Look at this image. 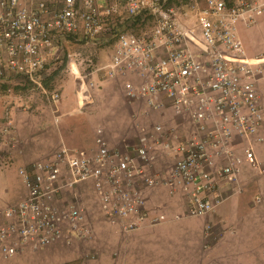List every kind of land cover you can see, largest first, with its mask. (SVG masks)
<instances>
[{"label":"built area","instance_id":"built-area-1","mask_svg":"<svg viewBox=\"0 0 264 264\" xmlns=\"http://www.w3.org/2000/svg\"><path fill=\"white\" fill-rule=\"evenodd\" d=\"M172 1L0 0V76L41 87L47 65L58 60V44L68 38L110 48L96 70L110 80L127 79L126 96L158 117L125 150H111L99 129L96 150L63 147L32 169L21 168L25 196L14 204L0 201V260L91 239L94 228L77 196L85 184L92 185L98 216L129 232L167 220L150 208L156 189L178 200L186 216L202 218L242 192L248 169H259L264 61L247 55L239 25H255L264 0H188L184 8ZM43 91L49 103L60 102V93ZM12 122L8 112L0 147L18 142ZM7 158L0 156V170ZM71 194L73 201H62Z\"/></svg>","mask_w":264,"mask_h":264},{"label":"rangeland","instance_id":"rangeland-1","mask_svg":"<svg viewBox=\"0 0 264 264\" xmlns=\"http://www.w3.org/2000/svg\"><path fill=\"white\" fill-rule=\"evenodd\" d=\"M187 2L188 0H174L171 5L184 8ZM150 26L142 27V30L138 31L139 34L146 32ZM69 39L63 46L58 44V60L51 63L54 65L50 69L49 67L46 68L47 72L41 75V87L29 83L32 84L30 88L34 89L39 97L42 111L47 110L49 112L44 113V117L48 119L44 127L41 128L45 129L44 136L41 139L32 137V132L29 131L32 127L30 125L31 119L33 115H38L31 114L32 112L29 111L20 122L27 135L24 133V138L20 137V142L17 138L18 142L15 147L6 144L0 147V156L9 157L11 154H7V152L11 150L16 155H21L15 161L17 177L10 178L8 181L0 180V199L8 191L7 186L11 185L13 188L22 186L24 189L19 175L21 168L32 169L36 163L51 157L63 147L87 151L96 150V136L99 129L103 131L104 139L109 148L118 151L125 150L126 144L132 145L136 142L139 128L157 122V115L152 111L146 112L144 103L131 101L126 96L125 84L127 79L110 80L96 70L98 66L107 63L111 55L110 48H95ZM246 44L250 50H264V28L260 32L258 30L253 37L249 35ZM68 53H71L76 60V70L71 66ZM89 59H92L93 65L88 63ZM262 67V77H264V64ZM84 83L91 86V88L89 87L90 91L82 94V96L86 95L87 97L86 103L80 94V87ZM43 90L48 93L65 92L67 94L66 109L68 114L64 120L60 121L61 117L59 118L55 111H53L55 112L54 115L51 113L52 109L49 104H46V96ZM59 104L60 102L57 103V105ZM28 105H30V101H28ZM38 118L42 119L43 113ZM171 123L177 125L178 121H171ZM14 130L16 131L15 128ZM179 132L182 133L181 130ZM260 146L263 148L258 151V157L264 159V143ZM247 174H249V182L247 186L243 184L241 193L224 200L223 204L219 205L220 207L213 214L202 218L186 216L183 206L180 203L177 204L178 201L169 200L170 198H167V202L160 206L152 191L150 208L153 211L167 208L168 216L165 223L173 224L175 221L185 224L182 225L183 228L170 226L168 229V233L171 234L169 236L177 238V241L168 244V246L169 248L176 246L178 253L174 254L170 251L166 259L162 257L154 259L150 256V252L143 248V251H137L136 254H133L135 258L132 261L138 264H199V262L200 264H264V249L262 247V250H255L254 252H246V247H243L245 242L254 238V244L255 240L258 242L260 238L259 244H263L264 247V192L259 189L261 186L264 188V185L258 184L264 179V170L249 169L245 172V175ZM77 196L87 209L88 221L94 228V236L88 240H73L69 244L66 242H59L64 243L61 245L54 244L40 253L43 255V258L40 259L49 262L50 258L55 257L56 260L51 264H114L113 258H117V250L113 255L112 237L117 239V236H112V234L122 236L137 233L146 225L139 230L125 232L107 224L98 216L101 215L99 209H95L98 204L93 198L94 193L91 184L83 185ZM73 197L72 194L64 195L62 201H73ZM259 198L260 200H257ZM178 214L184 217L175 220L174 217ZM245 220L253 221L244 222ZM247 223L250 226L259 224L258 229L261 233H254L255 236L248 234ZM194 227H198L202 231L197 242L196 230L193 231ZM240 231L241 234H239ZM188 238H191L189 242ZM130 240L132 241L133 238ZM115 244L121 245V243ZM128 245H136V241L129 242ZM258 253L261 255L258 256ZM197 254L199 258H196ZM21 255L27 256L30 260L37 258L34 253ZM143 255L144 257H142ZM4 262L9 264L12 261L11 259L0 260V264Z\"/></svg>","mask_w":264,"mask_h":264},{"label":"crops","instance_id":"crops-1","mask_svg":"<svg viewBox=\"0 0 264 264\" xmlns=\"http://www.w3.org/2000/svg\"><path fill=\"white\" fill-rule=\"evenodd\" d=\"M264 28V15L261 16L257 23L252 27L251 26H246L244 24H240L239 25V35L242 39V42L244 44L246 53L249 57L251 58H259V59H264V50H250V47L247 46L246 41H248L249 39V35H252V37L257 34V31L259 30V32ZM253 32V30H255ZM54 64H48L46 68L49 67V69L51 68V66H53ZM47 69L43 72L46 73ZM30 81H28L25 78H22L18 75H14V74H10V73H5L3 76H0V125L2 123H4V117L5 114H7V111L11 113V119L14 123V128L16 129V137L19 139V142L21 140L20 137L24 138V133L25 131L22 129L21 127V120L23 118V116H25L26 114H28V112H32L31 114H37L38 116L43 113V118L40 119L38 118V116H32V122L30 125H32V127H30L32 132V137L33 138H39L41 139L42 136H44V131L45 129H41L44 127V125L46 124V121L48 120L45 116V112L49 113L47 110L42 111L41 109V104L39 103V97L38 95L35 93L34 89L30 88V86L32 84ZM260 93L262 95V98L264 100V77L261 78L260 80ZM62 100L60 101V104L57 106H54L52 103H49V101L47 100L46 97V104H49V107L52 109L51 113L54 115V113L56 112V114L59 115L60 121L64 120L66 118V115L68 114V111L66 109V103H67V94L64 93H60ZM46 96V95H45ZM64 99V101H63ZM28 101H30V105H28ZM27 107H26V106ZM44 105V104H42ZM24 106V108H23ZM53 107V108H52ZM49 109V108H48ZM7 110V111H6ZM55 111V112H53ZM6 112V113H5ZM55 114V115H56ZM61 115V116H60ZM42 124V127H41ZM183 131V130H182ZM27 133V132H26ZM25 133V135H27ZM263 148L262 146H258L256 149V155H257V159L260 163L259 169L260 171L264 170V159H260L258 157V151H260V149ZM11 154L8 158H7V162L8 165L6 167H4V169L0 170V180L2 181H8L10 178L13 177H17V165H15V161L17 160V158H20L21 155H16L15 153H13V151H8L7 154ZM13 160V162H12ZM262 164V165H261ZM13 166V167H11ZM263 167V168H262ZM257 169V170H259ZM249 170V169H248ZM247 170V171H248ZM249 174L244 175L243 180H244V184L247 186L248 182H249V178H248ZM264 180V179H263ZM259 181L258 184H262L264 185V181ZM8 191L5 193V195H2V198L0 199V201L2 203H7V204H14L19 202L24 196H25V190L23 189V187L19 186V188H13L11 185L7 186ZM259 189L264 192V188L261 186L259 187ZM154 193V198L155 200L158 202V204L160 206L164 205L165 202H167V198H170L169 200L173 201H178L174 198H171L167 192L163 189H156L153 191ZM178 204V202H177ZM223 204V203H222ZM221 204V205H222ZM220 206H218L215 211L219 208ZM162 210H159V213H166V215L168 216V211L167 208H161ZM214 211V212H215ZM213 212V213H214ZM211 213V214H213ZM210 214V215H211ZM253 220H245L244 222H250ZM166 222V221H165ZM160 223V224H156V225H146L144 229H141L140 231H137V233H130L127 235H115L112 234V236H117V239H115V237L113 238V255L114 252H116L117 250V258H113V262L114 264H138L137 262H133V258H135L133 256V254H136L137 251H143V248L150 252V256L154 259H156V257H162L164 259H166L167 254L172 251L174 254H177V247L176 246H171L169 248L168 244L170 245V243L177 241L176 237L171 238L169 235H171L170 233H168V229L170 228V226H179L182 227V225H185L183 223H176L175 221H173V224H169V223ZM249 225V226H248ZM249 230H248V234H258L261 233V231L258 229L259 228V224L257 225H252L250 226L249 223H247L246 226ZM183 228V227H182ZM196 230V231H195ZM193 231L196 232V242L199 239V235L201 234V229L198 227H194ZM241 234V231L240 233ZM255 236V235H254ZM133 238L132 241H136V245H128L129 242H132L130 239ZM188 238V242H189ZM255 239V238H254ZM254 239H251L248 242H245L246 244L243 247H246V252H254L255 250H262V248L264 249V247L262 245L259 244V240L258 242L255 240V244H254ZM258 239V238H257ZM75 240V239H74ZM181 241V238L179 239ZM115 243H121V245L119 244H115ZM57 244V243H56ZM64 243H59L58 245H61ZM258 245V246H257ZM262 247V248H261ZM48 249V248H47ZM46 249V250H47ZM112 249V247H111ZM45 251V250H44ZM43 251V252H44ZM108 251V250H107ZM42 252V251H41ZM41 252H36L34 254H36V259L34 260H30L27 256L24 255H19L16 257L11 258V261L9 264L11 263H15V264H51L53 263L56 258L52 257L49 259V262H47V260H43L40 258H43L40 253ZM33 254V253H31ZM261 253H258V256H260ZM196 256V255H195ZM144 257V255L142 256ZM137 258V257H136ZM196 258H199L198 254L196 256ZM13 259V260H12ZM127 260V261H126ZM2 264H6L5 262ZM200 264V262H199Z\"/></svg>","mask_w":264,"mask_h":264},{"label":"bare ground","instance_id":"bare-ground-1","mask_svg":"<svg viewBox=\"0 0 264 264\" xmlns=\"http://www.w3.org/2000/svg\"><path fill=\"white\" fill-rule=\"evenodd\" d=\"M262 62L264 61V59L263 60H261ZM59 93V92H58ZM81 96H82V94H81ZM82 98H83V100H84V103H86L87 101H86V95H83L82 96ZM47 100H48V98H47ZM49 101V100H48ZM8 143H10L11 144V140H10V142H8Z\"/></svg>","mask_w":264,"mask_h":264},{"label":"clouds","instance_id":"clouds-1","mask_svg":"<svg viewBox=\"0 0 264 264\" xmlns=\"http://www.w3.org/2000/svg\"><path fill=\"white\" fill-rule=\"evenodd\" d=\"M162 189V188H161ZM233 197V196H232ZM231 198V197H230ZM257 200H260V198L259 199H257Z\"/></svg>","mask_w":264,"mask_h":264},{"label":"trees","instance_id":"trees-1","mask_svg":"<svg viewBox=\"0 0 264 264\" xmlns=\"http://www.w3.org/2000/svg\"><path fill=\"white\" fill-rule=\"evenodd\" d=\"M69 264H73V263H69Z\"/></svg>","mask_w":264,"mask_h":264}]
</instances>
